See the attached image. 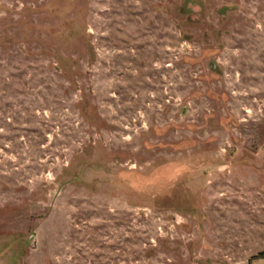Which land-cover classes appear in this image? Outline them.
<instances>
[{"label":"rangeland","instance_id":"374dc122","mask_svg":"<svg viewBox=\"0 0 264 264\" xmlns=\"http://www.w3.org/2000/svg\"><path fill=\"white\" fill-rule=\"evenodd\" d=\"M0 264H264V0H0Z\"/></svg>","mask_w":264,"mask_h":264}]
</instances>
